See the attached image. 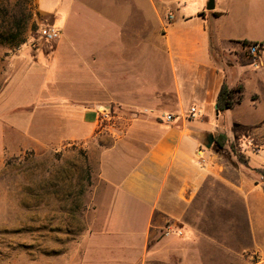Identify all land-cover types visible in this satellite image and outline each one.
Returning <instances> with one entry per match:
<instances>
[{
	"label": "crops",
	"instance_id": "crops-1",
	"mask_svg": "<svg viewBox=\"0 0 264 264\" xmlns=\"http://www.w3.org/2000/svg\"><path fill=\"white\" fill-rule=\"evenodd\" d=\"M192 1L58 0L50 11L37 1L60 31L52 50L0 60V101L27 79L15 111L28 121L15 132L33 148L80 144L96 173L93 231L77 264H264V0H213L212 10ZM251 2L258 14L238 21L249 37L229 14ZM242 41L262 45L256 64L241 62ZM41 52L52 53L47 63ZM223 83L241 87L228 109L245 115L235 126L263 142L255 153L237 148L246 166L223 159L214 141L205 147L220 133L234 145L205 123ZM105 108L112 124L99 123Z\"/></svg>",
	"mask_w": 264,
	"mask_h": 264
},
{
	"label": "rangeland",
	"instance_id": "rangeland-1",
	"mask_svg": "<svg viewBox=\"0 0 264 264\" xmlns=\"http://www.w3.org/2000/svg\"><path fill=\"white\" fill-rule=\"evenodd\" d=\"M2 1L7 2V9L14 3H22V0ZM37 1L39 8L45 11L52 10L58 4V0H27L23 6L24 14L30 17L23 34L25 42L20 48H43L44 52L49 53L55 41H47L44 31L52 26V19L38 10ZM251 3L248 10L246 7L235 9L232 6L229 14L232 23L236 22L235 28L231 29L245 32L246 25L249 37L252 36V29L238 21L241 18L252 19L258 14L256 11L261 7L255 10L254 7L259 5ZM62 28L64 33L69 29L68 26ZM239 51L241 62L250 64L245 48L240 46ZM11 52L6 45H1L0 60L4 61ZM51 54L41 52L40 60L43 58L47 63ZM68 54L69 51H66L57 55L54 63L57 73H60ZM229 80L231 82L232 78ZM26 82L27 79L20 74L0 101V264H77L86 245L83 238L93 231L92 198L94 190L99 187L96 173L80 144L33 148L26 134L15 132V124L21 128L28 121L27 111H15V106L28 97L24 92ZM247 95L248 91L245 97ZM248 104L245 102V105ZM243 114V111L225 110L205 116L206 125L225 129L234 143H230L225 134H216L214 137L225 136L226 141L222 148H218L214 142L215 150L220 149L219 155L223 159H232V162L239 164L238 157L231 150L232 145L236 151L238 148L248 153L245 148L249 143L257 148L263 144L235 126L237 120L245 116ZM113 121L110 115L103 124H112ZM240 153L248 165L247 156Z\"/></svg>",
	"mask_w": 264,
	"mask_h": 264
},
{
	"label": "trees",
	"instance_id": "trees-1",
	"mask_svg": "<svg viewBox=\"0 0 264 264\" xmlns=\"http://www.w3.org/2000/svg\"><path fill=\"white\" fill-rule=\"evenodd\" d=\"M24 2V4H22ZM27 0H22V3H14L10 9H7V2L0 0V46L6 45L9 50L16 51L24 44L23 34L26 28L28 18L24 14ZM254 42L242 41L241 46L246 47ZM243 63H248L244 62ZM241 87L235 89L229 88L225 83L222 84L216 98L217 112H223L230 109L236 102L240 100L239 93ZM226 141L225 136L214 137V142L218 148H222ZM232 152L238 157L241 164L246 165L247 161L243 155L236 151V148L231 146ZM264 174V172H261Z\"/></svg>",
	"mask_w": 264,
	"mask_h": 264
},
{
	"label": "built area",
	"instance_id": "built-area-1",
	"mask_svg": "<svg viewBox=\"0 0 264 264\" xmlns=\"http://www.w3.org/2000/svg\"><path fill=\"white\" fill-rule=\"evenodd\" d=\"M60 36V31L56 28H54L53 26L48 27L45 31H44V37L47 41H56L58 40ZM246 53L248 54L249 58H250V64L254 65L258 62L259 58H260V54H261V50H262V45H260L259 43H255V44H250L248 46L245 47ZM101 117L99 120V123H101L102 125H104V122H107L109 117H110V111L105 108L103 109L101 112ZM189 115L190 117H201V112L196 109L195 107H191L189 109ZM160 119L166 123H170L173 120L172 115L170 114H162ZM249 147L250 150L252 151V153L257 152L258 148L256 146H254L253 144L249 143Z\"/></svg>",
	"mask_w": 264,
	"mask_h": 264
},
{
	"label": "water",
	"instance_id": "water-1",
	"mask_svg": "<svg viewBox=\"0 0 264 264\" xmlns=\"http://www.w3.org/2000/svg\"><path fill=\"white\" fill-rule=\"evenodd\" d=\"M206 9L207 10H212L213 9V0H209L208 4L206 5ZM213 141H214L213 136L212 135H208L207 138H206V142L207 143H206L205 147L207 149H210ZM260 175H261L262 179L264 180V174L260 173Z\"/></svg>",
	"mask_w": 264,
	"mask_h": 264
}]
</instances>
